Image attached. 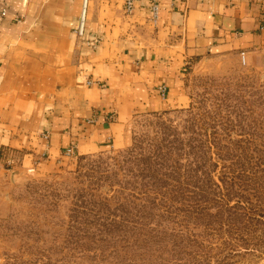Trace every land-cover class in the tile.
Returning <instances> with one entry per match:
<instances>
[{
	"label": "rangeland",
	"instance_id": "374dc122",
	"mask_svg": "<svg viewBox=\"0 0 264 264\" xmlns=\"http://www.w3.org/2000/svg\"><path fill=\"white\" fill-rule=\"evenodd\" d=\"M185 85L128 147L2 162L0 264H264V63L202 57Z\"/></svg>",
	"mask_w": 264,
	"mask_h": 264
},
{
	"label": "crops",
	"instance_id": "0c3cea01",
	"mask_svg": "<svg viewBox=\"0 0 264 264\" xmlns=\"http://www.w3.org/2000/svg\"><path fill=\"white\" fill-rule=\"evenodd\" d=\"M152 1L91 0L81 39L82 0H0V165L128 147L136 117L188 104L197 59L264 63V0Z\"/></svg>",
	"mask_w": 264,
	"mask_h": 264
},
{
	"label": "built area",
	"instance_id": "2783aa9c",
	"mask_svg": "<svg viewBox=\"0 0 264 264\" xmlns=\"http://www.w3.org/2000/svg\"><path fill=\"white\" fill-rule=\"evenodd\" d=\"M91 0H82V8H81V13L79 15L77 25L75 26V33L80 37L81 39L84 37L85 34V28H86V22L88 18V10H89V5H90ZM135 6V0H125V10L127 13H131L134 9ZM160 5L157 0H153L151 4V11L153 13V16L157 18L158 11H159ZM6 9L2 8L0 9V14L5 15ZM96 42H99L98 39H95ZM243 62H244V56H243ZM160 89L165 92L166 87L161 86ZM67 154H72L73 151L72 149H68L66 151Z\"/></svg>",
	"mask_w": 264,
	"mask_h": 264
}]
</instances>
